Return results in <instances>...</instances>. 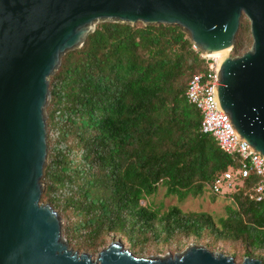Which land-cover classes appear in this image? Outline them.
<instances>
[{
  "label": "trees",
  "instance_id": "1",
  "mask_svg": "<svg viewBox=\"0 0 264 264\" xmlns=\"http://www.w3.org/2000/svg\"><path fill=\"white\" fill-rule=\"evenodd\" d=\"M246 46L240 28L230 56H242ZM205 66L179 27L141 22L99 23L81 48L62 57L49 78L40 202L61 217L62 237L73 251L96 254L118 240L144 258L146 247L183 236L208 238L210 252L214 244L240 243L242 260L264 264V201H249L245 187L224 196L237 208L217 221L141 205L159 185L180 201L199 197L238 166L200 132L201 115L185 98L189 79Z\"/></svg>",
  "mask_w": 264,
  "mask_h": 264
},
{
  "label": "water",
  "instance_id": "2",
  "mask_svg": "<svg viewBox=\"0 0 264 264\" xmlns=\"http://www.w3.org/2000/svg\"><path fill=\"white\" fill-rule=\"evenodd\" d=\"M243 15L253 44L231 57ZM99 22L176 26L196 52L219 55L216 105L264 160V0H0V264H262L193 245L141 258L115 241L95 260L69 249L60 216L40 203L49 78Z\"/></svg>",
  "mask_w": 264,
  "mask_h": 264
},
{
  "label": "built area",
  "instance_id": "3",
  "mask_svg": "<svg viewBox=\"0 0 264 264\" xmlns=\"http://www.w3.org/2000/svg\"><path fill=\"white\" fill-rule=\"evenodd\" d=\"M199 56L205 61V70L191 76L186 85L185 98L201 115L200 132L210 136L224 154L238 161V166H231L226 172L219 174L207 188L213 195L224 197L245 187L244 196L249 201L262 202L264 160L236 137L227 114L216 105L214 87L217 85L219 59L211 55ZM249 176L254 178V182L247 185L244 179Z\"/></svg>",
  "mask_w": 264,
  "mask_h": 264
},
{
  "label": "rangeland",
  "instance_id": "4",
  "mask_svg": "<svg viewBox=\"0 0 264 264\" xmlns=\"http://www.w3.org/2000/svg\"><path fill=\"white\" fill-rule=\"evenodd\" d=\"M99 23H102V22H99ZM99 23H96V26ZM240 28H241L242 40H244L245 44L247 45L246 50L249 51L252 47L253 39H252L251 31H250V22L245 16L241 18L237 32L239 31ZM46 109H45V115L47 119ZM46 129H47V126H46ZM75 142L76 140L71 138L68 144L71 146H74ZM48 153L49 151H47L46 165L48 164ZM40 203L45 204L43 201H41ZM141 205L146 206L152 210H157L160 212V214H164L168 212L172 207H177L181 212L185 214L206 213L209 216H211L214 221H217L220 218H226L229 214L230 209L237 208L233 200L227 199L221 196L213 195L212 193L209 192L208 188L199 197L194 198V197L188 196L186 199L180 201L177 199L176 196L167 195V189L164 185H159L156 193L142 200ZM62 225H63V220H62ZM209 241L210 240L208 238H204L201 241H197L194 238H189L187 240L183 236H178L170 244H158L157 246L151 245L150 247H146L148 253L144 258L157 257V256L166 257L168 255L170 256L179 255L191 245L207 249L206 244H208L207 242ZM111 242H113V240L110 241V243ZM69 249L71 248L69 247ZM124 249H127V248H124ZM207 250L209 251V249ZM213 250L214 251H212V253L223 254L227 257H230V255L234 254L235 263L243 262L242 255L244 252V248L240 243L214 244ZM75 252H78V251H75ZM78 253L81 254V253H86V252H78ZM98 253L96 254L86 253V254L90 255L91 258L95 260Z\"/></svg>",
  "mask_w": 264,
  "mask_h": 264
},
{
  "label": "bare ground",
  "instance_id": "5",
  "mask_svg": "<svg viewBox=\"0 0 264 264\" xmlns=\"http://www.w3.org/2000/svg\"><path fill=\"white\" fill-rule=\"evenodd\" d=\"M211 56H215V57H217L220 60V56L219 55H211Z\"/></svg>",
  "mask_w": 264,
  "mask_h": 264
}]
</instances>
